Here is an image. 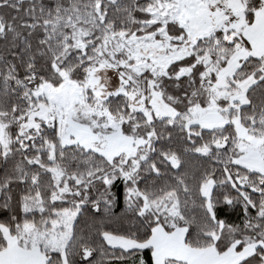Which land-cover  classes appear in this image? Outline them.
Returning <instances> with one entry per match:
<instances>
[{
	"label": "snow or ice",
	"instance_id": "snow-or-ice-1",
	"mask_svg": "<svg viewBox=\"0 0 264 264\" xmlns=\"http://www.w3.org/2000/svg\"><path fill=\"white\" fill-rule=\"evenodd\" d=\"M0 264H264V0H0Z\"/></svg>",
	"mask_w": 264,
	"mask_h": 264
}]
</instances>
